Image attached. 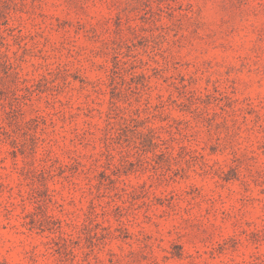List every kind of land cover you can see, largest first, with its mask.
I'll use <instances>...</instances> for the list:
<instances>
[{"label":"rangeland","instance_id":"obj_1","mask_svg":"<svg viewBox=\"0 0 264 264\" xmlns=\"http://www.w3.org/2000/svg\"><path fill=\"white\" fill-rule=\"evenodd\" d=\"M0 264H264V0H0Z\"/></svg>","mask_w":264,"mask_h":264}]
</instances>
